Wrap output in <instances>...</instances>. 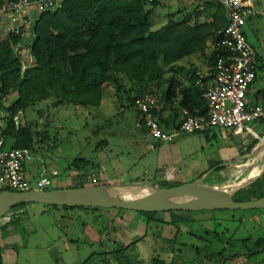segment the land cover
Instances as JSON below:
<instances>
[{"label": "trees", "instance_id": "obj_1", "mask_svg": "<svg viewBox=\"0 0 264 264\" xmlns=\"http://www.w3.org/2000/svg\"><path fill=\"white\" fill-rule=\"evenodd\" d=\"M147 2L155 6L157 0H64L55 11L42 12L34 24L33 35L28 37L31 62L25 69L23 47L16 51L24 33L0 39V108L7 113L5 126L0 127V137H11V147L16 149H34L37 132L32 124L16 128L13 118L17 114L48 99L56 106L72 104L98 108L111 84L117 93L126 92V99L132 106L135 97L150 93L156 99V106L173 104L179 95L178 108L205 110L206 101L197 85L196 67H191L185 84L173 78L168 80L165 89H161L160 83L165 68L175 66L185 57L205 52L207 41L227 23L225 6L211 0L205 7L206 11L196 9L193 15L187 13L178 22L173 19L175 13H170L163 26L152 29L150 19L154 7L147 8ZM208 60L210 63L212 58ZM12 95L15 96L13 99ZM107 121L110 122L109 119ZM159 122L162 126L160 119ZM154 185L168 187L175 183ZM235 196L234 200H243ZM25 205L17 204L10 210ZM45 206L59 212L61 218L70 219L75 209L87 213L90 210L93 213L111 210ZM138 213L145 217L147 232L152 235L158 252L152 264H165L160 254L174 248L175 238L180 232L178 224H188L189 221L176 214L179 212H167L170 215L168 221L156 219V212ZM203 233H211L209 236L215 240L222 236L216 230ZM249 243L253 248H248ZM134 247L135 242H132L110 252H93L87 260L97 254L101 264H110L108 254L112 253L117 264H131L129 251L132 252ZM240 247L241 250L228 253L229 256L238 258L242 250L254 252L264 248V237L241 239ZM224 251L226 245L213 253L218 256L214 264H221Z\"/></svg>", "mask_w": 264, "mask_h": 264}, {"label": "rangeland", "instance_id": "obj_2", "mask_svg": "<svg viewBox=\"0 0 264 264\" xmlns=\"http://www.w3.org/2000/svg\"><path fill=\"white\" fill-rule=\"evenodd\" d=\"M214 1V0H212ZM208 2L203 0H157L156 5L147 2L146 7H154L153 14L150 19L151 28L158 29L167 22V15L174 14L175 21H181L184 15L189 13L194 14V11H206L205 7ZM258 14L250 17L247 23L244 25L243 30L247 35V40L256 51V60L254 63L255 74L257 77L264 79V0H258ZM205 9V10H204ZM209 8H207L208 10ZM203 17V12L200 19ZM28 37V36H27ZM22 59L28 61L29 59V47L23 46ZM188 56L180 60V64H175L173 67H167L164 69L163 80L160 83L161 89H165L168 80L176 79L181 84L186 83V78L190 75V69L193 63L199 61L201 57ZM107 90V91H106ZM105 90L102 103L98 110V116L102 118L109 117V121H114L120 127V131H126L130 133L133 131L134 125H128L129 117L135 115L136 110L134 106L128 103L126 99V92L121 91L117 93L115 87L111 84ZM116 93V95L114 94ZM108 94V95H107ZM15 96L12 95L11 99ZM109 98H113V104H110ZM23 114H18L19 123L22 120L27 122H36L40 129L46 130L48 134V140L44 143H39L38 150L43 155H49L50 153L62 154L65 158H71L76 150L82 151L83 146L87 142H92L95 137V131L93 132L92 126L95 122L91 116L84 115L83 107L72 104H60L54 111L48 106L47 100L40 103H36L32 107L26 108ZM38 112L42 113V120H39ZM51 114V119L47 120ZM22 113V112H21ZM6 111L0 108V127L5 126ZM47 121L53 127H47ZM262 120L249 121L246 125L254 127ZM61 122V124H60ZM35 129V128H34ZM259 134L264 131L257 129ZM39 137H43V133H39ZM122 135V134H121ZM98 137V136H97ZM100 137V136H99ZM56 138V139H55ZM111 138V137H106ZM242 134L234 135L232 130L215 128L208 132L190 135L177 136L171 142H164L157 145L153 150L147 148L145 156L129 170L128 181L136 180V183L143 184H162V180L156 179V172L160 170L163 164L168 169L173 167H181L185 170V179L198 176L203 170L207 168L206 152L215 143L224 140L230 142H240ZM103 139V138H102ZM78 141V142H77ZM55 143V147H52V143ZM79 143V144H78ZM84 143V145H83ZM6 147H10L9 137H6ZM51 149L47 151L48 147ZM101 146V145H100ZM211 146V147H210ZM41 149V150H40ZM251 149V148H250ZM245 151L241 155L246 154ZM48 152V153H47ZM32 154V151L27 152L25 156V175L28 178L31 173L30 163L28 157ZM29 155V156H28ZM236 156V153L234 154ZM124 157V156H123ZM264 159L262 157L259 163ZM262 163V162H261ZM257 164L254 168H258ZM228 164H222L215 167V171H209L211 175V181L220 178V172L228 168ZM41 172L44 170L40 169ZM146 171V173H145ZM137 174V177H136ZM152 175L153 181L148 180ZM242 177V176H241ZM65 181L66 184H71V181L66 180V176L63 170H60L57 180ZM184 179V178H183ZM179 179V180H183ZM125 180V179H124ZM29 181V180H28ZM30 185L32 189L38 188L36 181L30 179ZM232 185L235 183L231 181ZM74 186V185H73ZM50 187V186H49ZM262 192L256 187L250 188L249 191H242L237 198L243 200L253 199L252 196L259 197ZM41 213V211H45ZM104 211V210H103ZM116 211V210H110ZM37 212H39L37 214ZM85 210L75 209L73 210L72 218L60 217V213L52 208L39 205L28 204L25 210L14 217L9 225L13 227L12 233L2 232L3 239L8 242H15L18 248L13 249L7 246V250L10 252V257L5 261L12 260L13 264H101L100 258L95 254L89 260L88 257L93 252H98V244H92L90 237L85 232L86 226L90 225L98 218L97 215L94 219L92 217L93 212L90 210L87 214ZM192 213V214H191ZM181 215H185L191 219L197 220L190 224L192 225V231L195 236L180 232L177 234V241L184 242L186 245L179 244L178 249L182 253L180 264H214L215 259L218 258L216 254H213L217 249L226 245V251H224V257L228 253L241 250L240 240L244 238H252L253 240L264 237V209H248V210H207L197 212H179ZM87 215V216H86ZM91 215V216H89ZM158 217H162L161 213H158ZM222 219L219 224L216 219ZM103 221V220H99ZM123 228L116 226V231L121 232ZM205 230H216L221 232L222 236L220 240H213L207 250H203L206 245ZM200 235V238H196ZM211 235V233L209 234ZM208 236V239L210 236ZM211 239H213L211 237ZM230 242V243H229ZM120 242L117 243L119 245ZM198 246L199 252L195 253L192 248L187 245ZM115 245V247L117 246ZM232 245L234 247H232ZM248 248H253L252 244L247 245ZM6 251V247L4 248ZM4 251V252H5ZM247 252L246 250H242ZM132 253L131 251H129ZM175 254L177 251L174 250ZM131 264H151V255L148 254L142 257L141 261L137 262L133 255L130 256ZM223 260V259H222ZM221 260V264H222Z\"/></svg>", "mask_w": 264, "mask_h": 264}, {"label": "crops", "instance_id": "obj_3", "mask_svg": "<svg viewBox=\"0 0 264 264\" xmlns=\"http://www.w3.org/2000/svg\"><path fill=\"white\" fill-rule=\"evenodd\" d=\"M206 2H210L211 0H203ZM254 7L258 14V9L256 8L258 5V0H253ZM247 37V35H246ZM248 39V38H247ZM28 37L25 36L21 42L22 47L28 45ZM192 57L198 56V54L191 55ZM190 57V56H189ZM199 57L200 60L193 63V66L196 67V73L199 70H205L209 67V50L206 48L205 52L201 54ZM257 57V55H256ZM28 61H23V66L29 64L31 62V58H28ZM180 64V61H178ZM107 91V90H106ZM116 95V93H114ZM108 95V94H107ZM261 95H264V79L261 77H257V74H255V78L253 80V83L250 85L249 90L247 92V100L249 103L257 101ZM179 95L175 98L173 104L165 103V104H158L156 106V115L162 121V127L166 130H173L174 125H177L180 121L181 115H180V108H178V101H179ZM110 104H113L114 100L113 98H109ZM48 106L54 111L58 108V105H54L52 100L48 99ZM84 109V115L91 116L93 120L95 121L92 126L93 132L95 131V137L94 141L87 142L86 145L83 143V150L79 152V150H76V153L71 158H65L62 154H56V153H50L49 155H43L38 149L39 143H44L46 140H48V134H46V130H42L37 126L36 122H27L25 120H22L20 122V126H25L26 124H32L34 131L37 132L36 138H35V145L34 149L26 150L25 156L27 155V152L32 151V154L28 157V162L30 163L31 167V173L29 174V177L27 178L25 175V179L30 181H36L41 177H47L49 179L48 184L44 187H41V189H62V188H68V187H80L81 185H92L90 178L91 175H96L98 181L97 185L100 184H126V183H136L137 181H128V173L129 170L134 167L135 164H137L146 153V149L149 148L153 150L157 147V145H160L164 143L165 141H154L151 139V137L148 135L147 130L143 126V124L140 121V116L138 115V112L135 113V115H132L129 117L128 125H134V128L132 132L127 133L126 131L122 130L120 131V127L117 123H114V121L108 122L109 117L98 116V110L99 108H83ZM135 109V108H134ZM24 112H20V114H23ZM49 116H47V120L51 119V114L48 112ZM18 115V114H17ZM19 116V115H18ZM39 120H42V113L38 112ZM61 124V122H60ZM62 125V124H61ZM47 127H53L49 122L47 121ZM101 127V128H99ZM99 128V129H98ZM98 129V130H97ZM215 129V128H214ZM257 129L264 131V119L258 124H256L254 127L245 125L244 129L240 133H235L232 131L234 135L242 134V138L240 142L234 143L233 141H221L217 142L214 145H211L210 149L206 152V160H207V168L203 170L198 176L191 177L190 179H185V170H182L181 167H173L172 169H168V167L163 164L160 170L156 172V176H158L156 179H160V174L162 173L163 167H165L168 171L171 172L172 177L170 180V183H185L190 182L194 179H197L204 173H209V171H215V167H218L222 164H229L239 159L245 151H248V149H252L255 143L264 135V132L262 134H259ZM212 130V129H211ZM210 131V130H209ZM43 133V137H39V133ZM208 132V131H206ZM204 133V132H203ZM122 134V135H121ZM199 134V133H195ZM190 135V134H185ZM98 136V137H97ZM100 136V137H99ZM180 136V135H179ZM111 137V138H106ZM103 138V139H102ZM176 138V137H175ZM174 138V139H175ZM56 139V138H55ZM173 139V140H174ZM172 140V141H173ZM10 146L13 143V139L9 137ZM78 142V141H77ZM171 142V141H166ZM6 143V138H5ZM55 143H52V147H55ZM79 144V143H78ZM101 145V146H100ZM51 149V146L48 147L46 150L41 151H47ZM48 153V152H47ZM236 153V156L234 154ZM124 156V157H123ZM264 156V155H263ZM261 156V158L263 157ZM26 158V157H25ZM26 160V159H25ZM76 161V164L74 163ZM25 162L24 161V174H25ZM264 162V159L261 161ZM260 162V163H261ZM74 163V164H73ZM256 166V165H255ZM255 168V167H254ZM253 168V169H254ZM44 170V172H41V170ZM60 170H63L64 175L66 176V180L68 179L71 181V184H66L63 181L59 179L57 180V176L60 173ZM53 171L56 172V174H53ZM244 176V175H243ZM242 176V177H243ZM137 177V174H136ZM154 179L152 175H150ZM183 180H179V179ZM239 178L210 185V187L213 188L215 185H221V186H230L232 183L231 181L236 182ZM125 179V180H124ZM28 181V182H29ZM74 185V186H73ZM50 186V187H49ZM256 187V190L259 189L262 193L259 197L264 196V176L251 185L249 188L245 189L244 191H249L250 188ZM257 197V198H259ZM251 198L256 199V196H252ZM251 200V199H246ZM45 211H41V213H44ZM39 212H37L38 214ZM87 214V212H84ZM74 214V213H73ZM162 217H158V213L156 215V219L159 220H166L168 221L170 219V215L167 212L161 213ZM177 215L183 216L186 218L189 223L188 224H178V227L180 229V232H185L187 234L195 236L194 233H191L192 225L190 227V224L197 221L194 219H191L185 215H181L179 213H176ZM192 214V213H191ZM98 218L96 221L91 223L90 225L86 226L85 232L90 237V242L92 244H98L99 250L96 253H102V252H110L112 249L118 247V246H125L132 242H135V247L132 251V255L136 259L137 262L141 261L142 257L150 254L151 255V264L152 259L155 255H157V251L155 250V244L154 239L150 233L147 232L146 228V219L144 216L139 214L138 212L134 211H102L100 213H97ZM95 213L92 214L93 219L97 216ZM87 216V215H86ZM91 216V215H89ZM103 220L102 222L99 220ZM95 220V219H94ZM222 219L218 218L216 221L219 222ZM223 221V220H222ZM10 223V222H9ZM116 226L123 228L121 232L116 231ZM14 231L13 227H9V225H0V248H1V257H2V264H13L11 262L12 260L5 261V258H9V251L7 250V246L9 245V248L13 249L14 252L18 248L15 242H8L3 239L2 232L12 233ZM179 232V233H180ZM177 237L175 238V244L174 248L172 250L164 251L160 254V258L164 260L165 264H180L181 263V251L178 249L179 244H184V242L177 241ZM200 235H197L196 238H200ZM206 245L203 250L211 249L208 248L210 244H212L214 238L210 236L208 239V236L206 234ZM211 237L213 239H211ZM120 242L119 245L117 243ZM115 245H117L115 247ZM189 248H192L195 253L199 252L198 246L187 245ZM6 247V251L4 248ZM174 250L177 251V254H175ZM220 249H217L219 251ZM5 251V252H4ZM240 257L231 258L229 254H227L226 257H223L222 264H264V248L256 249L253 251H247L239 252ZM108 258L110 260V264H117V261L112 256V253L108 254Z\"/></svg>", "mask_w": 264, "mask_h": 264}, {"label": "built area", "instance_id": "obj_4", "mask_svg": "<svg viewBox=\"0 0 264 264\" xmlns=\"http://www.w3.org/2000/svg\"><path fill=\"white\" fill-rule=\"evenodd\" d=\"M64 0H2L0 3V39L24 33L33 35V27L44 11H55ZM151 1V0H149ZM226 8V25L217 30L208 41L207 49L212 58L205 70L197 71V85L206 101V109L190 111L180 109V121L176 128L165 131L155 114L156 99L150 93L135 97L133 106L140 121L154 141H172L185 134L203 133L214 128H223L240 133L246 122L264 119V95L249 103L247 92L255 78L256 51L248 42L243 30L247 20L257 11L253 0H214ZM29 39V38H28ZM29 42V41H28ZM22 44L16 47V51ZM25 65L23 69H25ZM19 127L18 116L13 118ZM25 151L6 147L0 137V189L22 191L30 188L24 174ZM146 173V171H145ZM53 174H56L53 171ZM162 182H170L172 174L165 167L160 174ZM148 180H152L149 177ZM47 177L36 180L38 188L48 184ZM91 183L97 184L96 175H91ZM28 205V204H26ZM9 210L0 218V225L9 223L25 208Z\"/></svg>", "mask_w": 264, "mask_h": 264}, {"label": "water", "instance_id": "obj_5", "mask_svg": "<svg viewBox=\"0 0 264 264\" xmlns=\"http://www.w3.org/2000/svg\"><path fill=\"white\" fill-rule=\"evenodd\" d=\"M264 135L242 156L251 159V168L233 185H200L204 173L190 182L168 187L153 184H100L62 189H27L0 191V218L17 204H39L60 207H88L134 212H197L207 210L264 209V196L251 200H234L239 192L249 188L264 176ZM241 156V157H242Z\"/></svg>", "mask_w": 264, "mask_h": 264}, {"label": "bare ground", "instance_id": "obj_6", "mask_svg": "<svg viewBox=\"0 0 264 264\" xmlns=\"http://www.w3.org/2000/svg\"><path fill=\"white\" fill-rule=\"evenodd\" d=\"M252 161L249 157L247 156H242L236 161L230 163L229 167L226 168L224 171L220 172V178L210 180L211 175H206L204 179L201 181H197L198 184L200 185H213V184H218L226 181H230L236 178H239L243 175H245L251 168H254V166L251 165Z\"/></svg>", "mask_w": 264, "mask_h": 264}]
</instances>
